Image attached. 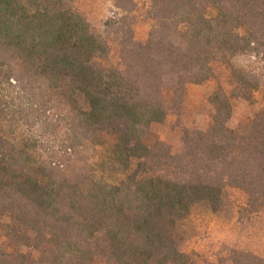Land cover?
<instances>
[{
	"label": "trees",
	"instance_id": "16d2710c",
	"mask_svg": "<svg viewBox=\"0 0 264 264\" xmlns=\"http://www.w3.org/2000/svg\"><path fill=\"white\" fill-rule=\"evenodd\" d=\"M148 4L147 41L125 52L141 62L122 73L73 0H0V264H197L181 250L195 211L221 212L235 190L239 218L264 216V94L228 127L232 100L264 91L236 63L264 62V0ZM215 66L234 87L209 96V126L177 155L148 148L162 88L202 85ZM225 264L264 262L229 250Z\"/></svg>",
	"mask_w": 264,
	"mask_h": 264
},
{
	"label": "rangeland",
	"instance_id": "374dc122",
	"mask_svg": "<svg viewBox=\"0 0 264 264\" xmlns=\"http://www.w3.org/2000/svg\"><path fill=\"white\" fill-rule=\"evenodd\" d=\"M120 3L123 6L118 8ZM73 4L107 46V64L122 73L130 65L136 68L141 56L131 54L128 57L125 52L127 46L143 45L147 41L153 26L148 15V0H73ZM236 63L253 67L264 81V62L254 56H243ZM93 64L99 66L105 62L94 59ZM233 87L229 70L223 66H215L214 77L202 85L187 84L177 91L163 87L167 116L163 123L151 126L144 144L148 148L164 147L173 155L179 154L186 130H205L209 126L213 116L209 96L218 88L229 92ZM263 94L264 91L253 94L250 102L232 100L233 113L228 127L247 125L254 113L263 108ZM226 198V206L215 215L205 210L195 211L184 228L181 250L194 253L197 264H225L229 250L258 255L264 262V216L239 218L236 211L244 206L245 197L238 191L228 190Z\"/></svg>",
	"mask_w": 264,
	"mask_h": 264
}]
</instances>
